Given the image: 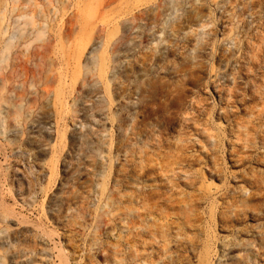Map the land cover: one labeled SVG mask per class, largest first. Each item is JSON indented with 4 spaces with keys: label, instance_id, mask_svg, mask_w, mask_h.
Returning a JSON list of instances; mask_svg holds the SVG:
<instances>
[{
    "label": "rangeland",
    "instance_id": "374dc122",
    "mask_svg": "<svg viewBox=\"0 0 264 264\" xmlns=\"http://www.w3.org/2000/svg\"><path fill=\"white\" fill-rule=\"evenodd\" d=\"M233 74L264 0H0V264H264Z\"/></svg>",
    "mask_w": 264,
    "mask_h": 264
},
{
    "label": "bare ground",
    "instance_id": "6f19581e",
    "mask_svg": "<svg viewBox=\"0 0 264 264\" xmlns=\"http://www.w3.org/2000/svg\"><path fill=\"white\" fill-rule=\"evenodd\" d=\"M252 69L253 68L250 66L247 67L248 76H250V73H253ZM237 78V75L233 74V84L230 88L229 93V101L231 103L230 106L235 107V110L231 109L225 114L227 115L231 123V132L240 136L244 134L247 135L252 126H256L259 128L264 124V79L261 78L260 80L256 79L251 82H245L246 84L244 85V87H241ZM253 86L255 88H253ZM239 94H241L242 96L240 97ZM238 104H240L241 106H238ZM261 104L263 105L260 106ZM239 107L241 110H246L250 114V118L248 120H244L238 115ZM235 126H237V130H235ZM255 136L257 137V135ZM254 180L255 186H259L258 183L260 182V180L258 178H255ZM246 202L243 201L241 205L245 207Z\"/></svg>",
    "mask_w": 264,
    "mask_h": 264
}]
</instances>
